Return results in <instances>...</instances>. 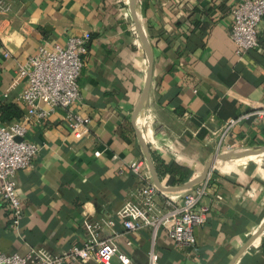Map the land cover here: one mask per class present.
Masks as SVG:
<instances>
[{
	"label": "crops",
	"instance_id": "0c3cea01",
	"mask_svg": "<svg viewBox=\"0 0 264 264\" xmlns=\"http://www.w3.org/2000/svg\"><path fill=\"white\" fill-rule=\"evenodd\" d=\"M9 1L11 12L0 13V105H16L22 116L0 125L26 114L16 71L39 46L78 36L87 53L81 100L27 125L39 152L16 174L24 212L17 231L0 199V250L67 251L85 240L86 216L114 219L123 233L115 212L139 183L130 164L142 160L160 205L186 195L211 165L212 194L223 198L201 203L209 210L193 251L158 233V264H264V118L244 120L225 139L214 134L264 102V19L258 47L239 57L229 30L241 0ZM71 114L88 123L70 128ZM118 245L131 264H149L150 229Z\"/></svg>",
	"mask_w": 264,
	"mask_h": 264
},
{
	"label": "built area",
	"instance_id": "2783aa9c",
	"mask_svg": "<svg viewBox=\"0 0 264 264\" xmlns=\"http://www.w3.org/2000/svg\"><path fill=\"white\" fill-rule=\"evenodd\" d=\"M11 9L9 0H0V13L9 14ZM230 12V37L237 56L242 57L259 45L264 0H241ZM86 53L87 41L72 36L64 45L39 46L25 63L18 65L17 78L24 81L19 99L25 105L26 114L9 125H0V199L11 212L12 230L19 229L24 216L16 190V174L31 169L39 152L35 144L26 140L27 125L33 117L47 118L55 109H67L81 100L80 78ZM251 117L264 118V102L259 109L229 118L214 134L220 133L221 139H225L234 126ZM68 118L73 129L88 123L78 115L71 114ZM95 155L101 153L95 151ZM130 168L139 183L115 212L123 233L114 229V219L92 221L86 216L82 222L86 238L81 245L52 256H44L33 249L24 255L0 250V264H83L85 261L112 264L114 257L119 264H131L130 258L120 249L118 239L143 229L151 231L153 247L148 254L149 264H158L155 242L160 231H164L179 249L193 251L196 247L195 229L206 224L209 210V206L202 207L201 203L211 195L215 202L223 200L220 194H212V171L182 198H169L160 205L157 202L159 188L151 171L144 169L142 160L134 161ZM107 230L109 235L101 237V233Z\"/></svg>",
	"mask_w": 264,
	"mask_h": 264
},
{
	"label": "trees",
	"instance_id": "16d2710c",
	"mask_svg": "<svg viewBox=\"0 0 264 264\" xmlns=\"http://www.w3.org/2000/svg\"><path fill=\"white\" fill-rule=\"evenodd\" d=\"M22 113L16 105L12 104H2L0 105V119L1 121H10L14 118H19Z\"/></svg>",
	"mask_w": 264,
	"mask_h": 264
},
{
	"label": "water",
	"instance_id": "95a60500",
	"mask_svg": "<svg viewBox=\"0 0 264 264\" xmlns=\"http://www.w3.org/2000/svg\"><path fill=\"white\" fill-rule=\"evenodd\" d=\"M214 158V157H213ZM216 158V157H215ZM212 164V162L209 164V165H211ZM208 165V166H209ZM213 169V166L211 165V166H209L208 167V170H207V172H206V174L203 176V178L200 180L201 182L207 177V175H208V173L211 171ZM152 173V176H153V179H154V183H155V175H154V173H153V171L151 172ZM156 185V184H155Z\"/></svg>",
	"mask_w": 264,
	"mask_h": 264
}]
</instances>
